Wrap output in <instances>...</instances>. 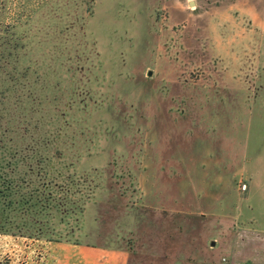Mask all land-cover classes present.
<instances>
[{"label":"rangeland","instance_id":"obj_1","mask_svg":"<svg viewBox=\"0 0 264 264\" xmlns=\"http://www.w3.org/2000/svg\"><path fill=\"white\" fill-rule=\"evenodd\" d=\"M0 2L41 67L0 161L1 252L264 264V0Z\"/></svg>","mask_w":264,"mask_h":264},{"label":"trees","instance_id":"obj_2","mask_svg":"<svg viewBox=\"0 0 264 264\" xmlns=\"http://www.w3.org/2000/svg\"><path fill=\"white\" fill-rule=\"evenodd\" d=\"M2 5L0 2V11ZM27 38L19 32L17 22L4 24L0 17V161L6 166L15 160L18 153L20 144L15 141L16 133L28 131L17 112H28L29 100L37 96L30 90V75L34 70L39 75L41 67L38 59L37 68H32L30 60H25L27 46L24 40Z\"/></svg>","mask_w":264,"mask_h":264},{"label":"crops","instance_id":"obj_3","mask_svg":"<svg viewBox=\"0 0 264 264\" xmlns=\"http://www.w3.org/2000/svg\"><path fill=\"white\" fill-rule=\"evenodd\" d=\"M251 165H252V163H250V170H249L250 176L252 174ZM251 186H252V183H251ZM251 221H252V219H251ZM17 247L18 246H16L13 243V241L11 242V240H10V243L5 247L4 251L3 252L0 251V257H4V254L6 252H8L7 256H8V261H10L9 264H25L23 262L18 263L19 261L22 260L21 259L22 255H20V252H17V250H18ZM74 249L79 250V248L77 246ZM49 254L51 255V258H50V260L49 259L47 260L48 262H46V260H45V262L42 263L43 260L38 261V259L36 258V259H34V262L31 260L32 262L26 263V264H102V262H104L103 264H107V260L112 259V257L110 255L107 256L106 254L101 255V254L91 253V252L90 253H86V252L82 253L80 251H77V252L73 251L71 253H65V254H57V253L56 254L55 253H49ZM100 256H102V257L100 258ZM33 257H35V256L33 255ZM18 258H20L19 261H18ZM108 264H112V263H110V261H109Z\"/></svg>","mask_w":264,"mask_h":264},{"label":"flooded vegetation","instance_id":"obj_4","mask_svg":"<svg viewBox=\"0 0 264 264\" xmlns=\"http://www.w3.org/2000/svg\"><path fill=\"white\" fill-rule=\"evenodd\" d=\"M190 4H188V7L191 9V6H195V4H191V2L189 1ZM198 7V6H197ZM197 7L193 8L194 10L197 9Z\"/></svg>","mask_w":264,"mask_h":264},{"label":"built area","instance_id":"obj_5","mask_svg":"<svg viewBox=\"0 0 264 264\" xmlns=\"http://www.w3.org/2000/svg\"><path fill=\"white\" fill-rule=\"evenodd\" d=\"M246 188H247V185L244 184V185L242 186V190H246Z\"/></svg>","mask_w":264,"mask_h":264},{"label":"water","instance_id":"obj_6","mask_svg":"<svg viewBox=\"0 0 264 264\" xmlns=\"http://www.w3.org/2000/svg\"><path fill=\"white\" fill-rule=\"evenodd\" d=\"M191 4H194V2H191ZM151 75H152V72H150L148 76H151ZM212 245L214 246V243H212Z\"/></svg>","mask_w":264,"mask_h":264}]
</instances>
